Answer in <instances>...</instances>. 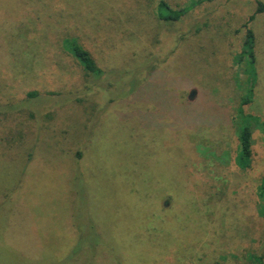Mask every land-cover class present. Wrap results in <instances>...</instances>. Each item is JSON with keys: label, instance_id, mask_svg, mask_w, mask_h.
Instances as JSON below:
<instances>
[{"label": "rangeland", "instance_id": "obj_1", "mask_svg": "<svg viewBox=\"0 0 264 264\" xmlns=\"http://www.w3.org/2000/svg\"><path fill=\"white\" fill-rule=\"evenodd\" d=\"M73 1L79 5L80 0ZM112 1L118 15L117 5L137 24L119 19L113 28L121 36L111 41L118 47L109 50L111 56L105 54L120 70L123 58L143 52L145 74L135 77L147 86L127 97L139 81L127 85L130 89L117 97L111 120L82 162L78 140L69 148L47 144L29 163L15 155L0 156V264H120L101 260V241L125 250V264H251V254L264 253L258 200L264 131L253 119L252 162L242 174L235 160L246 121L239 107L249 96L250 67L239 68L235 58L242 53L244 26L264 0H204L183 20L169 24L154 19L156 0L152 8L147 0ZM166 1L182 9L194 0ZM52 2L65 8L68 0ZM109 4L81 0V14L107 17ZM23 5L22 0H0V36L17 40ZM248 25L256 35L258 60L254 96L245 108L264 120V12ZM99 44H90L98 59L105 55ZM37 54L30 71L19 70L23 81L38 88L72 83L71 75L63 78ZM132 69L115 86L129 81ZM81 135L72 138L81 140ZM10 207L13 219L4 216ZM81 209L90 212L94 224H81L77 217L75 230L87 234L92 247L81 262L66 263L63 233L69 230L70 213L81 214Z\"/></svg>", "mask_w": 264, "mask_h": 264}, {"label": "trees", "instance_id": "obj_2", "mask_svg": "<svg viewBox=\"0 0 264 264\" xmlns=\"http://www.w3.org/2000/svg\"><path fill=\"white\" fill-rule=\"evenodd\" d=\"M22 1L24 9L21 7L19 12H23L21 17L23 21L18 23V30H15L17 40L13 41L9 37L0 36V156L15 155L29 163L35 154L40 153V150L48 149L47 144L54 147L65 144L69 148L71 141L78 140L81 152L77 153V159L82 162L85 158V151L96 144L104 131L102 128L108 125V120H111L108 115L116 106L117 97L124 94L125 89H130L131 86L127 85L133 81H139L134 91L127 97L147 86L144 79L135 77L137 73L138 76L141 75V78L145 74V71L141 69L145 57L143 52L135 51L138 53H135L132 58H123L124 60H121L120 66L117 67L120 70L113 68L115 62H112L111 58L109 59L105 54L111 56L109 50L118 47V44L111 46L112 42L121 36V33L115 31L113 25L119 19L124 21L125 18L131 24L135 22L129 19L130 14L124 15L125 9L117 5L120 9L118 15L116 12L117 3L112 0H108L110 3L107 7L109 15L100 19L87 17L85 13L81 14V0L78 6L75 1L68 0L65 8L55 7L52 0ZM147 1L152 8V0ZM203 2L204 0H194L185 8L174 9L166 0H156L152 14L158 24L177 23L183 20L187 12L200 6ZM263 12L264 4L259 1L257 12L244 26L247 31L242 53L235 58V64L239 68H242L245 63L250 67L247 79L249 96L243 99L239 107V114L246 121L245 126L239 132L240 152L235 160L238 162L240 168H237L242 174L249 171L251 167L253 156V127L251 123L254 122L253 119H255L258 129L264 131V120L248 115L245 108L251 105V99L254 96V87L257 82L255 66L258 60L255 48L256 35L248 28V24L255 19L256 15ZM32 33L34 36H31ZM11 35H13L12 32ZM95 41L102 44L105 54L99 59L90 45ZM161 51L166 52V49ZM161 51L153 53L162 54ZM40 52L51 62L52 70L62 72L60 74L63 75V78H65L64 76L68 78V75H71L72 83L69 86L58 83L38 88L32 81H23L24 73L19 70L30 71V66L34 65L33 59L37 58L36 56L39 55L37 53ZM100 60L102 62L109 60V63L112 64L102 65ZM134 60L136 62L132 64ZM37 61L41 63L40 60ZM20 63L26 64L28 69L20 66ZM153 64L156 66L158 61ZM132 66L133 73L129 81L118 83L115 86L128 74V69ZM120 87L121 89H119ZM118 89L122 91L120 92ZM33 130L35 131L34 137L31 133ZM77 131L79 132L76 133ZM75 134H82V139L73 140L72 136ZM258 200L259 213L264 216V175L258 189ZM6 203L7 201L3 202V204ZM12 204L14 209L16 201H13ZM6 207H9L8 204ZM208 208L205 206V210ZM1 211L0 209V213ZM11 211L10 207L9 212H4V216L13 219V216L10 217ZM70 214L72 217L68 221L69 230L67 234L63 233L68 242L64 254L69 255L65 261L72 263L79 259L81 262V256L87 253L89 247H92V241L89 240L87 234L83 235L82 232L75 230L78 225L74 219L81 217V224L84 223L86 226L93 225L95 219L92 218L89 211L84 209H81V214L80 212ZM162 231L164 232L163 229ZM25 239H28V234ZM151 241L155 242L156 240ZM100 243L98 244L103 251H100L102 261L125 264L127 259L125 250H116L112 246H106L104 241ZM62 252L63 250L57 255H61ZM96 252L97 250L93 251V253ZM249 260L251 264H264V253L251 254Z\"/></svg>", "mask_w": 264, "mask_h": 264}]
</instances>
